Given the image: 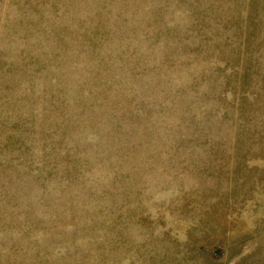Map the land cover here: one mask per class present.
Listing matches in <instances>:
<instances>
[{
  "label": "rangeland",
  "instance_id": "rangeland-1",
  "mask_svg": "<svg viewBox=\"0 0 264 264\" xmlns=\"http://www.w3.org/2000/svg\"><path fill=\"white\" fill-rule=\"evenodd\" d=\"M0 264H264V0H0Z\"/></svg>",
  "mask_w": 264,
  "mask_h": 264
}]
</instances>
